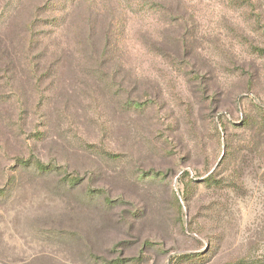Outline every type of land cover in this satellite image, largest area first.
Wrapping results in <instances>:
<instances>
[{
    "label": "rangeland",
    "instance_id": "obj_1",
    "mask_svg": "<svg viewBox=\"0 0 264 264\" xmlns=\"http://www.w3.org/2000/svg\"><path fill=\"white\" fill-rule=\"evenodd\" d=\"M0 38V264H264V0H0Z\"/></svg>",
    "mask_w": 264,
    "mask_h": 264
},
{
    "label": "trees",
    "instance_id": "obj_2",
    "mask_svg": "<svg viewBox=\"0 0 264 264\" xmlns=\"http://www.w3.org/2000/svg\"><path fill=\"white\" fill-rule=\"evenodd\" d=\"M156 6V4H152L151 6ZM102 39L100 40V46H98L97 48H94V47H89L87 48V44L85 45L87 48L86 50V56L87 54H95V52L98 53V60L100 61L99 63H97V67L95 68V70L93 72L90 73V76L92 77L93 76H97L98 75L100 77H106V73H105V65H108V63L112 64L111 62L114 61V53H115V50H114V45H113V37L112 35L110 34V32H104L103 35L101 36ZM46 37H37V38H33L32 36H30V38H28V46L26 47V49H23V52L24 53V56L25 58L30 55L31 53V50H32V44L35 43L36 44V47L33 48L35 50L38 51V54L36 55V57L34 58H30V59H26L25 62H28L29 65H34V69L33 68H29L28 69V81H31L30 83H32V81L36 80L37 76H40L41 74L43 73H39L38 70L41 69V64H44L45 63V59H46V54L45 53V48H40V46L43 44L44 40H45ZM24 42H27V38L24 39ZM180 42V41H178ZM182 42V41H181ZM184 44L187 43V40L185 39V41H183ZM0 57L2 59H0V62L2 63L1 65V71L4 72V74L6 73H9L13 68V61H14V58H19L20 55L17 54V56H14L13 55V48H11L9 50V47L8 45L0 38ZM53 65V64H52ZM53 67H55V65H53ZM53 72L56 71L54 69H52ZM48 75H52V72H48L47 73ZM107 80H109L110 84L108 85V88L110 90H116L117 93L118 92H123L124 91V88L122 87H114L113 85V82L114 80L111 79V78H108ZM40 80H38V82H40ZM36 83V82H34ZM37 84V83H36ZM116 93V94H117ZM119 94V93H118ZM141 105L140 102H138L136 99L134 100H125L124 101V107L127 108L128 110L131 109V108H135V107H139ZM26 112V111H25ZM21 116V115H20ZM23 116H21L22 118ZM262 123H264V119H261ZM44 137L41 136L40 139H43ZM100 156H104V157H111V158H117L118 157V154L117 153H110L109 151L108 152H103V153H98ZM16 169L17 171H20L21 169H27L31 166L32 162L29 163L27 162V160H24L22 157H17L16 158ZM36 166L34 167V170L40 172V173H49V172H62V168L61 167H57V166H52L50 164H43V163H40L39 161L36 160ZM211 177V176H210ZM209 177V178H210ZM77 177H73L71 175H67L64 179L65 181V184H68L70 185L71 187H75L77 185ZM10 194V189L9 188H2L0 187V199H4L6 197H8ZM107 203H109V200L107 199ZM186 256L188 258H191L192 255L190 254H186ZM115 264H119L118 262H115Z\"/></svg>",
    "mask_w": 264,
    "mask_h": 264
}]
</instances>
